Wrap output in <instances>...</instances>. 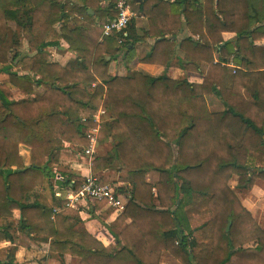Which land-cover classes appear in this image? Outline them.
<instances>
[{
  "label": "trees",
  "instance_id": "obj_1",
  "mask_svg": "<svg viewBox=\"0 0 264 264\" xmlns=\"http://www.w3.org/2000/svg\"><path fill=\"white\" fill-rule=\"evenodd\" d=\"M76 1L82 5L0 0V76L6 75L0 81V239L48 242L62 263L74 255L79 264H161L167 251L180 264H264V228L238 194L264 180V171L252 172L264 168V0H148L141 7L148 19L143 35L131 20L123 32L104 37L102 22L79 16L93 18L89 6L102 21L115 18V0L106 8L98 0ZM160 7L173 9L176 29L186 31L179 43L168 35L175 29L155 15ZM8 21L39 40L35 54L16 51L19 33ZM56 26L57 39H40ZM147 36L156 41L142 63L166 68L180 51L184 71L205 63L203 82L166 73L111 75L110 60ZM62 43L76 54L64 65L45 57L48 47ZM207 95L222 103L221 111L210 110ZM99 108L110 120L99 124L98 141L113 146L88 160L86 131L96 126ZM21 147L29 150V164ZM61 159L87 163L95 176L109 168L127 171V205L106 225L114 244H102L81 226L80 207L67 208L55 197L57 181L70 190L85 181L71 174L59 179L54 170ZM149 172L158 174L155 184L147 182ZM232 175L237 190L228 184ZM37 187L38 202L23 204L22 194ZM92 207L113 212L106 200ZM15 249H0V264H14Z\"/></svg>",
  "mask_w": 264,
  "mask_h": 264
},
{
  "label": "crops",
  "instance_id": "obj_2",
  "mask_svg": "<svg viewBox=\"0 0 264 264\" xmlns=\"http://www.w3.org/2000/svg\"><path fill=\"white\" fill-rule=\"evenodd\" d=\"M72 1L77 2L76 0H72ZM93 1L91 0L92 3H94ZM98 1H99V7L101 8H106L111 3V0H98ZM165 1L173 2L175 0H165ZM198 1L202 2V0H198ZM148 2H149L148 0L130 1L131 10L134 13L132 21L135 23V29L137 35H143L148 29V19L145 15H143V12L141 10V7L145 3L147 4ZM77 3L79 6L82 5L79 4V2ZM147 8L149 9V13H151L149 5ZM86 11L88 12L89 15L93 16V18L87 20L83 16H79L80 20L83 22L92 21L91 24L95 25L109 20V18H106L103 21L100 20V18L95 14L96 12L93 11L92 8L89 6L87 7ZM155 15L158 16V18L161 20H166L167 23L165 25L166 28L168 27L170 29H175V35H170V34L168 35L173 37L176 43H179L184 37H186L187 33L185 30L176 29L177 16L173 9L168 7H163V8L160 7L157 9V11H155ZM70 26L72 27V24H70ZM231 37L232 35L230 34H224V39H229ZM199 39L204 44L209 45V39H207L206 36H201ZM155 41L156 40L152 39L150 36H147L146 39L139 41L134 45H131L129 50L123 49L116 58L110 60L108 72H110V74L113 76L115 75L127 76V74H135L138 72H142L153 77H158L159 75L166 73V75L169 78L175 80L186 79L188 82L189 81L194 83L203 82L206 74L205 63L198 67L197 69L198 71H184L181 69L179 64V59L181 56H183V54L180 51L177 52V56L173 58L169 66H167L166 68L165 66L159 64L152 65V64L142 63L140 60L150 52ZM53 48L57 49L55 54L56 59L54 61H58L61 65H64L68 59L75 57L76 55L75 52L68 49L66 43H62L61 47L59 48L58 47H53ZM119 57L125 59L124 61L121 62V64H117L120 60ZM214 59L216 61L217 59L216 54H214ZM94 87L95 84H93L89 90H92ZM206 101L208 102V106L211 111H221L223 105L216 98H214L213 96H208L206 97ZM108 119L109 118L107 116V120ZM68 146L74 147L69 144ZM112 146H113L112 141L101 142V143L97 141L92 157H88L85 154L84 156L88 160H92L93 158L98 156H104L112 150ZM20 153L21 154L26 153V157H27L26 160L29 163V150L23 149V151L22 152L20 151ZM54 171L57 176H60V174H65V175L71 174L75 176H81L84 178L91 175L95 176L94 174H92L91 166L89 164L73 161L70 159H61L59 163L55 166ZM96 177H98L103 184H106L109 187H111L116 192V194L121 198L122 203H124L125 206L127 205L129 198L128 189L130 188V184L125 180L127 177L126 170L118 169V168H109L99 172V174H97ZM146 180L151 184H155L158 181V174L156 172H149L146 175ZM54 188H55L54 191L58 192V194L60 195V198L58 199H65L64 197L68 195L69 189L60 185L58 181L54 186ZM119 189H123L124 192L121 193ZM39 192H40V188L37 187L28 193L22 194L21 199L23 204L25 205L36 204L39 200L38 198ZM93 203L94 202H87V203L83 202L80 205H78V207H80L79 217L81 219V226L84 229H86L90 234H92L96 239L101 241L103 244L105 245L110 244L111 242L115 241V238L110 233L109 228H107L106 225H109L114 221L118 211L113 209V212L105 215L102 213V209L94 210L92 207ZM242 204L244 207L249 209L246 200L242 201ZM11 206L13 212V222L14 224H16V221L19 219V209L14 204ZM13 230H15V228ZM15 232L16 235L19 234L17 229L15 230ZM10 247L16 248L14 251V259H13L14 264H57L58 262L56 259V257H58L57 254L54 251H51L49 247V243L45 241L29 242V246H23L19 244L17 238L15 239L14 242H11L9 240L6 241L5 239H0V249L3 248L7 249ZM46 249L48 253H46L45 257H43L42 251ZM39 252H41L43 259L41 258V260L36 261L35 258L38 254H40ZM166 254L168 253L166 251H163L162 257L166 258ZM167 256H169V254ZM51 258H55V260L53 259L52 260L53 262H50L49 259ZM162 264H165L164 260Z\"/></svg>",
  "mask_w": 264,
  "mask_h": 264
},
{
  "label": "built area",
  "instance_id": "obj_3",
  "mask_svg": "<svg viewBox=\"0 0 264 264\" xmlns=\"http://www.w3.org/2000/svg\"><path fill=\"white\" fill-rule=\"evenodd\" d=\"M131 0H115L114 8L117 10L115 18L109 19L101 25V37L110 36L114 33H121L132 20L134 13L130 7ZM122 45V39L118 40ZM107 111L99 108L93 116V121L96 124L91 129L86 131L87 138L89 139V146L84 150V154L92 157L94 148L98 141V128L99 124L107 119ZM61 179L60 176H58ZM55 197L60 198L58 192H55ZM67 201L66 207L77 208L81 203L96 202L99 200H106L107 206L112 207L116 211H122L125 208L121 198L116 192L106 184H103L98 177L88 176L85 181L76 189L68 190V195L64 197ZM58 211V210H56Z\"/></svg>",
  "mask_w": 264,
  "mask_h": 264
},
{
  "label": "rangeland",
  "instance_id": "obj_4",
  "mask_svg": "<svg viewBox=\"0 0 264 264\" xmlns=\"http://www.w3.org/2000/svg\"><path fill=\"white\" fill-rule=\"evenodd\" d=\"M8 25L14 30L17 29L15 23L12 22V21H8ZM17 31L19 33V42H20L19 44H20V46L16 49V51L29 54L30 56L35 54L36 51H37V42L39 40H37V41L34 40L32 38V36L28 33V31L26 29H24V28H19V30L17 29ZM57 32H58V28L56 26L52 30L44 32L41 35L40 39H43V40H54V39H57L58 38ZM263 43H264V41H263ZM56 51H57V49H55L53 47L47 48L46 49V53H45V57L48 60H50V61H54L56 59V56H55ZM119 58H120V60H119V62L117 64H121V62L125 60V59H122L121 57H119ZM10 62H11V60H10ZM14 68H16V67H14ZM4 77H6L5 74L1 75L0 76V81ZM38 79H39V77L37 76L36 80H38ZM207 96H213V95H207ZM20 149H21L20 151L22 152L23 149H27V148L21 147ZM22 154H24V153H22ZM23 158H24L25 164H29L28 161L26 160V158H27L26 157V153L23 155ZM236 181H237V176L236 175H232L230 177L229 181H228V184H229L230 188H232L234 190H237L235 188ZM255 186H257V187H255ZM238 194L241 197V204H242V201L246 200V203H247V205H248L250 210L248 208H246V207L245 208L250 213L252 219L254 221H256L258 224H260L264 228V180L260 179V178H257L254 181V184H253V186H252V188L250 190H248L246 192H239ZM114 242L115 241L111 242L110 244H114ZM249 246H252V244H250ZM39 253L40 254H38L36 256V258H35L36 261L41 260L42 255H43V257H45L46 253H48V252H47V249H46V250L42 251V255H41V252H39ZM162 253H161V256H160L161 264H162L163 260L165 261V264H180L179 261L176 258H173L168 252L167 253L169 254V256H167L168 254H166V258L162 257ZM53 259L55 260V258H51V259H49V261L53 262L52 261ZM56 259L58 261L57 264H79V262H80V260H78V257L74 256V255L65 256L64 259H63L64 260L63 263L61 262V260H59V258L56 257Z\"/></svg>",
  "mask_w": 264,
  "mask_h": 264
},
{
  "label": "water",
  "instance_id": "obj_5",
  "mask_svg": "<svg viewBox=\"0 0 264 264\" xmlns=\"http://www.w3.org/2000/svg\"><path fill=\"white\" fill-rule=\"evenodd\" d=\"M256 171L263 172L264 171V168L263 167H259V168L254 167V169H252V172L254 173ZM227 225L228 226H227V229L226 230H228L230 228V223H228Z\"/></svg>",
  "mask_w": 264,
  "mask_h": 264
}]
</instances>
